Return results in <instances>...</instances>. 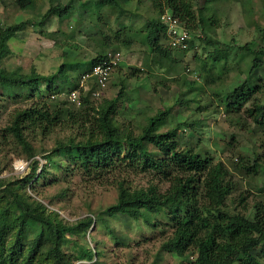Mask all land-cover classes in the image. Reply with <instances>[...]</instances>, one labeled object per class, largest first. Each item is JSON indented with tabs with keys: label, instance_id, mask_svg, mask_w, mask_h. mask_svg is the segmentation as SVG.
Segmentation results:
<instances>
[{
	"label": "trees",
	"instance_id": "16d2710c",
	"mask_svg": "<svg viewBox=\"0 0 264 264\" xmlns=\"http://www.w3.org/2000/svg\"><path fill=\"white\" fill-rule=\"evenodd\" d=\"M131 1L98 0V4L100 10L106 8L124 15ZM32 2L17 0L22 7ZM153 6L159 15L170 11L190 31L192 39L188 49H169L187 55L194 49V39L201 40L195 33L201 30L206 35L203 41L215 47L213 62L228 58L207 35L216 22L208 15L209 8L194 10L193 0H153ZM70 13L71 7H56L44 18L50 15L64 20ZM25 27V23L11 25L0 34V63L10 53L9 41ZM165 30L160 19L153 18L146 23L143 39L152 52L171 58L161 47L162 42L166 43ZM241 49L251 56L246 78L222 103L235 127L257 135L262 148V153H256L253 159L240 156L233 169L246 175H258L264 168V83L257 72L264 67V51L249 46ZM105 59H108L106 52L88 63L66 60L51 75L0 68L3 91L0 104L5 97L16 102L32 101L30 107L14 112L1 135L3 145L19 149L20 156L32 163L31 173L23 178H0V264H76L74 256L65 248L71 242L78 243V239L73 240L85 237L94 224L102 226L106 218L118 216L160 230L164 239L157 258L168 252L180 258L194 255L195 260L187 264H264V203L254 205L252 218L227 207L226 201L236 189L231 169L223 162H216L208 153L183 149L178 140L180 125L162 132L160 129L168 119L169 110L158 111L149 118L141 133L135 134L116 124L123 91L115 99L96 106L91 95L95 89L93 80L87 82L94 87L91 91L79 87L83 76ZM88 64L86 72L76 73L78 68ZM76 91L78 109L70 102L71 93ZM61 127L76 130L78 136L58 140L52 150L46 151L47 164L40 169L35 160L38 150L30 138L38 132L50 136ZM121 170L153 175L160 182H168L169 187L162 191L151 183L147 188L132 189L122 180L114 204L96 214L95 219L88 217L73 224L64 222L59 213L49 210L30 192L41 194L44 188L68 182L75 175L101 181ZM124 238L127 239L116 237V243L123 244ZM93 255V251L85 247L79 250L77 259L92 260Z\"/></svg>",
	"mask_w": 264,
	"mask_h": 264
},
{
	"label": "rangeland",
	"instance_id": "374dc122",
	"mask_svg": "<svg viewBox=\"0 0 264 264\" xmlns=\"http://www.w3.org/2000/svg\"><path fill=\"white\" fill-rule=\"evenodd\" d=\"M56 7H71L70 16L64 20L50 15L44 18ZM204 7L209 8L208 15L216 21L207 32L208 37L228 54L219 63L213 62L215 47L203 41L206 35L201 30L195 32L201 40L196 37L194 49L185 56L169 49L165 42L161 47L171 58L152 52L143 39L146 23L163 15L158 14L153 0H132L124 15L106 8L100 10L98 0H33L25 7L17 0H0V34L11 25L26 24L9 41L10 53L0 68L51 75L66 60L88 63L101 53H120V66L112 74L109 85L99 98L92 97L95 105L111 101L123 91L116 124L135 134L141 133L149 118L158 111L169 110L160 130L166 132L180 125L178 140L183 149L208 153L231 169L236 189L228 197L227 207L252 218L254 205L264 203V192H260L264 189V168L258 175H246L236 172L233 164L242 155L253 159L256 153L261 154L260 139L257 141V135L235 127L226 116L222 101L246 78L251 56L241 47L264 51V0H193L194 10ZM109 38L112 47H109ZM127 41L129 46L125 44ZM88 69L89 64L78 68L76 73ZM257 73L264 83V67ZM79 87L86 92L94 88L87 82ZM2 92L0 88V97ZM1 100L0 178H23L31 173L32 160L20 156V150L14 146L3 145L1 135L14 112L30 107L32 101L16 102L7 97ZM70 102L74 109L79 108L78 101ZM248 124L253 127L251 120ZM75 135L78 136L76 130L61 127L50 136L39 132L31 136L30 141L38 150L35 160L40 169L47 164L46 151L52 150L58 140ZM122 180L132 189L147 188L151 183L162 191L169 187L168 182H160L153 175L121 170L101 181L75 175L68 182L44 188L41 194L30 192L49 210L59 213L64 222L73 224L88 217L95 219L96 214L114 204ZM116 237L127 239L121 244V241L116 243ZM77 239L78 243L71 242L65 248L74 256L76 264H187L195 260L194 255L180 258L168 252L157 258L164 239L160 230L150 229L141 221H126L122 216L106 218L102 226L94 224L85 237L73 241ZM85 247L93 251L92 260L77 259L79 250Z\"/></svg>",
	"mask_w": 264,
	"mask_h": 264
},
{
	"label": "built area",
	"instance_id": "2783aa9c",
	"mask_svg": "<svg viewBox=\"0 0 264 264\" xmlns=\"http://www.w3.org/2000/svg\"><path fill=\"white\" fill-rule=\"evenodd\" d=\"M161 23L166 27L165 37L166 44L171 49L186 50L189 47V41L192 39L189 29L186 25L171 12H166L160 17ZM108 59L103 60L101 63L95 65L89 73L83 76L82 82L93 80L95 89L91 95L93 98H99L101 91L105 90L109 85L112 74L121 63L120 53H107ZM72 102L78 101L79 97L77 92L70 95Z\"/></svg>",
	"mask_w": 264,
	"mask_h": 264
}]
</instances>
